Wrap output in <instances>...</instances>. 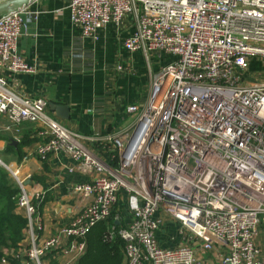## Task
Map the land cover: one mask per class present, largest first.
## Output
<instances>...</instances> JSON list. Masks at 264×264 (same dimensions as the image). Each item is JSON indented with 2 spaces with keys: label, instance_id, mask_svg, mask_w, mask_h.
Masks as SVG:
<instances>
[{
  "label": "built area",
  "instance_id": "2783aa9c",
  "mask_svg": "<svg viewBox=\"0 0 264 264\" xmlns=\"http://www.w3.org/2000/svg\"><path fill=\"white\" fill-rule=\"evenodd\" d=\"M66 7L70 21L91 39L129 15L135 31L124 45L173 59L151 74L142 107H126L137 113L133 123L101 138L113 143L110 158L117 163L107 173L77 133L46 114L44 98L7 86L4 73L34 68L16 46L27 27L24 6L0 14V115L15 126L38 124L45 140L36 154L69 156L90 178L72 192L91 197L68 225L38 243L41 226L31 200L39 195L4 164L20 189L16 205L27 228L23 246L1 264H45L62 238L68 252L83 253L86 234L112 217L120 192L133 216L117 230L123 264H202L188 245H158L155 233L166 218L203 250L218 249L220 264H264L257 240L264 226V0H67ZM251 61L260 66L258 82L249 81Z\"/></svg>",
  "mask_w": 264,
  "mask_h": 264
},
{
  "label": "crops",
  "instance_id": "0c3cea01",
  "mask_svg": "<svg viewBox=\"0 0 264 264\" xmlns=\"http://www.w3.org/2000/svg\"><path fill=\"white\" fill-rule=\"evenodd\" d=\"M66 6L67 0H31L24 6L28 22L16 46L34 70L6 72L4 77L7 86L19 95L44 98L46 114L77 133V141L104 162L107 173H113L117 167L116 160L110 158L113 143L101 138L133 123L137 113H127L126 107H142L151 74L172 57L128 49L124 40L135 31L129 15L119 27L108 24L99 29L94 39L83 37L80 28L70 21ZM58 105L65 111L57 110ZM40 130L36 123L12 125L0 115V160L17 170L30 194L39 195L31 200L41 226L36 231L38 243L57 234L91 201L90 196L72 192L75 183L90 178L76 169L69 156L58 152L40 158L36 154L37 145L45 140ZM17 145L21 146L20 154ZM111 216L121 227L132 219L125 193H119ZM155 237L162 248L188 245L202 264H220V251L203 250L198 240H190L180 231L178 222L166 218ZM257 240L264 253L263 225L258 226ZM68 248L69 243L62 238L46 253L44 263L77 264L85 251L79 254L68 252Z\"/></svg>",
  "mask_w": 264,
  "mask_h": 264
},
{
  "label": "trees",
  "instance_id": "16d2710c",
  "mask_svg": "<svg viewBox=\"0 0 264 264\" xmlns=\"http://www.w3.org/2000/svg\"><path fill=\"white\" fill-rule=\"evenodd\" d=\"M20 150L17 145L19 154ZM18 192L15 178L0 164V264L3 256L19 251L26 241L27 219L23 210L17 208ZM120 227L112 217L94 225L85 236L86 250L77 264H121L123 242L117 234Z\"/></svg>",
  "mask_w": 264,
  "mask_h": 264
},
{
  "label": "water",
  "instance_id": "95a60500",
  "mask_svg": "<svg viewBox=\"0 0 264 264\" xmlns=\"http://www.w3.org/2000/svg\"><path fill=\"white\" fill-rule=\"evenodd\" d=\"M30 1L31 0H0V14L12 12L20 7L25 6ZM56 109L65 111V108L62 107L61 105H58ZM0 163L3 164L1 160Z\"/></svg>",
  "mask_w": 264,
  "mask_h": 264
},
{
  "label": "rangeland",
  "instance_id": "374dc122",
  "mask_svg": "<svg viewBox=\"0 0 264 264\" xmlns=\"http://www.w3.org/2000/svg\"><path fill=\"white\" fill-rule=\"evenodd\" d=\"M172 59H173V57L171 58V60ZM250 65H251L250 66L251 67L250 70L253 71V73H252L253 75H252L251 78H249L250 79L249 81H256V82L260 81V78L257 77V73H259V71H260L259 64L257 62H255V61H251ZM3 164H5V163H3ZM3 164H1V165L3 166ZM15 181H16V179H15ZM16 183H17V181H16ZM18 194H20V189H19ZM18 194H17V196H18Z\"/></svg>",
  "mask_w": 264,
  "mask_h": 264
}]
</instances>
